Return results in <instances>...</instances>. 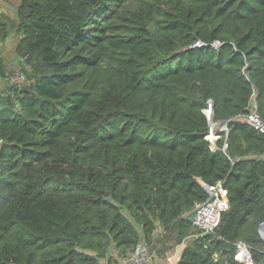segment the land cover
<instances>
[{
	"label": "trees",
	"instance_id": "trees-1",
	"mask_svg": "<svg viewBox=\"0 0 264 264\" xmlns=\"http://www.w3.org/2000/svg\"><path fill=\"white\" fill-rule=\"evenodd\" d=\"M16 17L0 264H99L158 229L175 264H244L238 244L264 264V136L238 120H264V0H20ZM209 103L230 120L214 149ZM201 183L228 200L209 235L184 219Z\"/></svg>",
	"mask_w": 264,
	"mask_h": 264
},
{
	"label": "built area",
	"instance_id": "built-area-1",
	"mask_svg": "<svg viewBox=\"0 0 264 264\" xmlns=\"http://www.w3.org/2000/svg\"><path fill=\"white\" fill-rule=\"evenodd\" d=\"M196 45L200 46L201 44L198 42ZM19 78L23 80L22 75H20ZM209 107L205 111L207 119L209 117ZM238 120L247 123L255 131L264 136V120L258 115L254 105L248 114L238 117ZM219 133H228L227 124H223L219 128H217V125L215 124L213 127H210L207 140L211 143V147L213 149L215 148L213 146H215L216 141L220 138ZM226 147L227 144L224 143L223 149ZM207 195L208 197L203 203L196 205V214L191 225L197 230L201 231L202 234L207 233L209 235L214 233V230L217 228L221 214L228 210V200L226 197V191L223 189L221 184H218L214 190L210 188V192L207 193ZM210 198H213V200L209 201ZM152 253L153 252H151L149 246L145 242L141 241L130 253L126 254L124 257H121L115 253L112 254V257L100 262L99 264H151ZM242 253H246L247 261H242L240 259V255ZM172 259V255L166 256V264H172ZM236 259L242 261L244 264L251 263L250 253L242 244H238Z\"/></svg>",
	"mask_w": 264,
	"mask_h": 264
},
{
	"label": "rangeland",
	"instance_id": "rangeland-1",
	"mask_svg": "<svg viewBox=\"0 0 264 264\" xmlns=\"http://www.w3.org/2000/svg\"><path fill=\"white\" fill-rule=\"evenodd\" d=\"M17 17L13 20V19H8L7 22L5 23L4 27H0V31L6 34V38H4L3 40L0 39V42H2L3 44L0 45H4V50H3V55L2 52L0 50V59L2 60L4 67L7 69H12L13 66L11 65V61L14 58V55L16 56L14 59H19V65L21 66L22 64V59H20V55H16L14 54V46L16 43H18L19 41V36L18 33L15 30V24L11 26V23H15L16 22ZM4 34V35H5ZM16 50V49H15ZM13 59V60H14ZM16 69L19 68V66L15 67ZM12 71V70H11ZM13 73L15 74V78L17 77V81H20L21 79L20 77V69H18L17 71L13 70ZM17 74V75H16ZM13 77V78H14ZM156 237L157 242H156V247L154 248H150L151 252L155 253L158 256H161L160 259H163L165 257V253L168 252H172V250L174 251L176 246H173L171 244V241L167 240V236L165 235V232L161 229H158L157 233H156ZM163 252V253H162Z\"/></svg>",
	"mask_w": 264,
	"mask_h": 264
},
{
	"label": "crops",
	"instance_id": "crops-1",
	"mask_svg": "<svg viewBox=\"0 0 264 264\" xmlns=\"http://www.w3.org/2000/svg\"><path fill=\"white\" fill-rule=\"evenodd\" d=\"M19 2H20V0H0V17L4 18L6 20H8V19L14 20L16 18V12H17V8L19 6ZM0 44H3V43L0 42ZM16 45H17V43L15 44L13 50H14V54L17 55L16 50H15ZM4 48H5L4 45H0V50L2 52V55H3ZM15 57L16 56L14 55V58ZM13 59L11 61V65L13 66V68L12 69H10V68L7 69V67L5 68V74H6L7 78L6 79L0 78V95L4 92L5 87H6V85H8V83L10 84V83H13L17 80V77L16 78L14 77L15 74L13 73V70L17 71L19 69V68L18 69L15 68L18 65L19 59H16V60L15 59L13 60ZM4 65H6V64H4ZM180 252H181V247L176 246L174 251L172 250V252L165 253V257L172 255L173 256L172 264H175ZM165 257L163 259H160L161 256H158L155 253H152L151 264H166Z\"/></svg>",
	"mask_w": 264,
	"mask_h": 264
},
{
	"label": "water",
	"instance_id": "water-1",
	"mask_svg": "<svg viewBox=\"0 0 264 264\" xmlns=\"http://www.w3.org/2000/svg\"><path fill=\"white\" fill-rule=\"evenodd\" d=\"M26 60L29 61L30 60V57L28 56ZM208 111H209L208 122H209V126L210 127H213L214 124H215V125H217V128H219L223 124H227L230 121V120H226L224 122L214 123L213 122V113H212V106H211V104H210V107H209V110ZM213 147H215V146H213ZM257 159H259V158H257ZM201 184L204 187V190H206V192L209 193L210 192V188L207 185H205L204 183H201ZM109 199L110 198H106L107 201H109ZM212 200H213V198H210L209 199V201H212ZM195 214H196V209H194V210L190 211L189 213H187L185 215L184 219L187 222L192 223L193 220H194V218H195ZM259 230H260V234H261L262 238L264 239V224L260 225ZM204 235H208V234L206 233ZM250 264H252V260H251V263Z\"/></svg>",
	"mask_w": 264,
	"mask_h": 264
}]
</instances>
